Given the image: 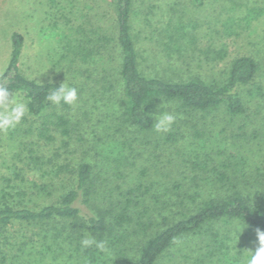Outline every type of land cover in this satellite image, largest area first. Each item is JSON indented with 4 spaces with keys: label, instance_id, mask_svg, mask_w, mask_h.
Instances as JSON below:
<instances>
[{
    "label": "rangeland",
    "instance_id": "obj_1",
    "mask_svg": "<svg viewBox=\"0 0 264 264\" xmlns=\"http://www.w3.org/2000/svg\"><path fill=\"white\" fill-rule=\"evenodd\" d=\"M54 2L61 5L59 9L56 4L52 6V0H0V75L9 62L11 36L19 33L24 38L19 66L26 78L38 83L64 82L77 89V102L70 105L69 111H59L69 114L73 122L79 123L85 139L81 143L72 142L68 150L63 148L58 138L54 142H46L39 139L35 132L41 121L32 120L27 115L26 121L24 118L15 129L0 132V191L9 194L11 205L38 209L56 203L74 185L70 173H57L50 169L59 164H70L72 167L80 162H89L97 180L94 199L98 202L106 200L113 192H120L119 187L127 190L128 187L141 185L140 193L147 206L151 202L150 185H154L153 193H156L169 181L182 178L179 172L184 168L182 162L191 160L195 154L204 160V156L210 155L214 163L220 165L230 160V167L244 175L242 181L251 182L254 179L253 170L264 168V0H204L201 7L192 4L191 0H132L131 36L138 54V69L143 76L174 82L199 78L210 85H221L225 83L235 58L251 57L259 65L255 85L239 89L245 105L241 116L231 117L221 108L210 114L194 113L191 118L190 115L176 113L173 104L161 105L156 116L164 112L176 116L175 123L183 130L174 143L163 142L166 133L154 130L150 133L116 130L119 129L117 119L121 115L123 88L120 49L116 45L115 11L111 0ZM70 10L75 12L74 16L70 15ZM66 12H69V17ZM85 14L91 15L96 47L98 28L101 36L105 33L112 40L101 60L81 63L88 73H84L85 76L91 74L89 77L93 79L87 82L75 76L76 73L70 74L59 68L58 59L64 52L54 26L58 23L59 28L68 19L74 27L78 26L82 23L74 17ZM169 24H184L191 30H188L187 41H182L185 49L180 53L177 52L178 45L169 43L170 36L163 33ZM84 26L83 30H90L87 25ZM65 30L67 32V28ZM211 51L221 53L218 57ZM258 87L262 97L255 96ZM16 95L25 100L22 94ZM194 124L198 125L197 136L191 135L190 127ZM119 145L125 147L118 150ZM120 155L127 156L129 164L113 176L112 161ZM38 157H43V160H37ZM188 168L183 171L186 178L191 179L194 173ZM204 176L199 174V177ZM41 186L48 188L42 191ZM144 188L149 191L145 193ZM144 209L148 208L137 210ZM67 224H14L6 230L5 241L11 245L6 251L12 253L11 247L18 248L23 242L26 245L18 248L22 249L17 253L21 257L18 264H28L27 254L33 251L36 264H77L74 257L68 258L70 246L66 236L74 227L70 229ZM64 225L66 230H63ZM237 226H225L224 234L229 233L231 246L243 245L244 254L251 256L249 251L254 253L258 247L256 232L243 226H240L243 228L239 232ZM130 234L129 243L120 247H112L103 240L107 249L101 250L105 264H118L117 253L121 248L126 250L128 257L135 253L137 240L142 235H134L131 231ZM200 237L176 242L157 264H225L219 263L217 258L197 261L205 252ZM42 247L50 251H43ZM37 252L43 254L39 256Z\"/></svg>",
    "mask_w": 264,
    "mask_h": 264
},
{
    "label": "trees",
    "instance_id": "obj_2",
    "mask_svg": "<svg viewBox=\"0 0 264 264\" xmlns=\"http://www.w3.org/2000/svg\"><path fill=\"white\" fill-rule=\"evenodd\" d=\"M111 2L115 11L116 45L120 49V79L123 88L121 115L117 119L119 129L116 130L153 132L156 112L164 104H173L176 113L190 115L191 118L194 113L210 114L221 108L234 118L244 114L245 105L239 89L255 85L259 65L253 58L247 56L235 58L225 83L221 85H210L199 78L174 82L145 77L138 69V54L131 36L132 0H111ZM191 2L197 7L204 4V0H191ZM52 3V6L56 4L54 0ZM60 6L56 4L58 9ZM70 15L74 16L75 12L70 10ZM66 16L69 17V12H66ZM90 16L85 14L74 17L83 25L74 27L70 19L62 23L59 28L58 23L54 25L61 39L59 45L64 52L58 59L59 68L65 69L70 74L76 73L75 76L84 78L85 82L93 79L89 77L91 74L85 76L88 73L81 63L101 60V55L103 56L108 45L112 44L107 34L103 33L101 36L98 28L96 40L98 47L94 45ZM84 25L90 30H83ZM190 27L195 30L192 25ZM164 30L163 33L170 36L169 43L178 45L177 52L183 51L185 46L182 41H187L188 30L191 31L189 27L184 24L177 26L169 24ZM174 33L178 35H173ZM23 46V36L13 33L9 62L0 75V82L7 83L14 94L23 95L28 104L29 111L26 114L28 118L41 121L40 127L35 130L36 136L46 142H54L58 138L63 148L68 150L72 142L81 143L85 139L79 129V123L73 122L69 114L59 111H69L70 105H54L47 99L48 94L59 87L58 82L38 83L21 73L19 65ZM211 52L218 57L221 53V51ZM94 83L97 84L96 81ZM255 96L262 97L261 88L256 89ZM197 128V124L190 127L191 135L199 134ZM181 131H183L181 127L174 122L162 141L176 142ZM122 147L125 146L119 145L118 150ZM65 153L70 155L68 152ZM204 158L206 160L195 154L191 160L182 162L184 171L190 166L188 170L194 173L191 179L186 178V173L181 170L179 172L182 178L169 181L160 191L156 190V193H153L154 185L151 184L150 206L145 205L143 194L140 193L143 188L141 185L128 187L127 190L119 187L120 192L111 193L102 202L96 201L94 193L97 180L89 162H80L72 167L70 164H59L55 168H50L57 173H70L69 175L74 178V185L65 191L56 203L38 209L13 206L8 201L9 194L0 191V264H6L8 261L10 264H18L17 261L21 260V257L17 253L22 251L18 248L26 245L22 242L18 248L11 247L12 253H7V247L11 246L5 241L8 227L14 224L44 226L56 223H68L70 229L74 227L66 236L70 246L67 252H69L68 258L74 257L77 264H105L100 249L95 246L87 250L80 248L79 242L85 237V231L97 241L105 240L112 247L128 244L131 238L130 231L134 235L140 233L142 237L137 240L133 255L128 257L125 249L118 250V264H157L176 242L196 236H201L200 242L205 251L204 256L199 257L197 261L204 262L217 258L219 263L247 264L251 256L244 254L246 250L243 245L231 246V237L228 232L224 234L226 231L224 228L229 224H236L246 227L251 232H256L257 229L264 231V168L253 170L251 174L254 175V179L251 182L242 181L244 175L240 174V170L235 171L230 167V160H226L229 165H220L215 164V160L210 155ZM36 159L43 160V157ZM112 164L114 165L112 172L114 171L113 176H115L121 172L119 169L126 167L129 162L127 156L120 155L112 161ZM200 173L205 175L204 178L199 177ZM187 179L189 180L186 181ZM201 182L204 183L201 185ZM34 187L38 188L37 185ZM40 188L43 191L48 187ZM147 191L149 189L144 188V192ZM141 207L148 209L139 212L137 209ZM65 228L64 225L63 230H66ZM58 233L60 235V232ZM73 245L75 249H72ZM42 250L50 251L46 247H42ZM33 253L34 251L27 254L29 259L26 263L36 264L34 261L36 256ZM37 253L39 256L43 254V252ZM56 260L57 258L52 261Z\"/></svg>",
    "mask_w": 264,
    "mask_h": 264
},
{
    "label": "clouds",
    "instance_id": "obj_3",
    "mask_svg": "<svg viewBox=\"0 0 264 264\" xmlns=\"http://www.w3.org/2000/svg\"><path fill=\"white\" fill-rule=\"evenodd\" d=\"M47 99L54 105H73L78 100L77 89L63 82L48 94ZM28 111L27 101L14 94L7 83L0 82V132H8L9 130L15 129L25 118ZM176 118V116L167 112L158 115L153 125L154 131L157 133H167L171 130V126ZM242 228L239 225L237 226L239 232ZM85 232V237L79 242L81 249L87 250L95 246L102 251L107 250L104 241H97L89 232ZM256 239L258 247L254 253L249 251L251 258L247 261V264H264V231L257 229Z\"/></svg>",
    "mask_w": 264,
    "mask_h": 264
}]
</instances>
